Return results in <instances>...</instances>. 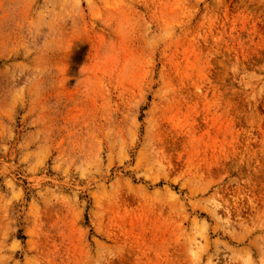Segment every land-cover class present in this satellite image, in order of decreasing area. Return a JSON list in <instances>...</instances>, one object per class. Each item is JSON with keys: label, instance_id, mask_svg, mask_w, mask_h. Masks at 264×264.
Returning a JSON list of instances; mask_svg holds the SVG:
<instances>
[{"label": "rangeland", "instance_id": "obj_1", "mask_svg": "<svg viewBox=\"0 0 264 264\" xmlns=\"http://www.w3.org/2000/svg\"><path fill=\"white\" fill-rule=\"evenodd\" d=\"M0 264H264V0H0Z\"/></svg>", "mask_w": 264, "mask_h": 264}]
</instances>
